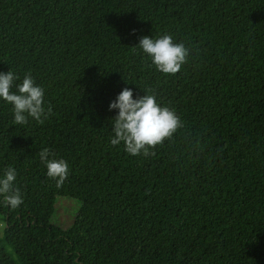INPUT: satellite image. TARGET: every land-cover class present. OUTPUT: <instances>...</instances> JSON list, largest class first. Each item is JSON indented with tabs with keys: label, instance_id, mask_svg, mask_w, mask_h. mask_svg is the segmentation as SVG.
Listing matches in <instances>:
<instances>
[{
	"label": "trees",
	"instance_id": "trees-1",
	"mask_svg": "<svg viewBox=\"0 0 264 264\" xmlns=\"http://www.w3.org/2000/svg\"><path fill=\"white\" fill-rule=\"evenodd\" d=\"M168 34L187 62L164 74L137 45ZM45 90L41 124L0 98V253L20 264H264V0H0V72ZM155 95L183 126L154 155L110 143L109 105ZM11 91L16 92L14 86ZM90 186L63 229L28 209L40 152Z\"/></svg>",
	"mask_w": 264,
	"mask_h": 264
},
{
	"label": "clouds",
	"instance_id": "clouds-1",
	"mask_svg": "<svg viewBox=\"0 0 264 264\" xmlns=\"http://www.w3.org/2000/svg\"><path fill=\"white\" fill-rule=\"evenodd\" d=\"M137 45L151 58V64L156 70L164 74H176L188 59L189 50L183 43H175L168 34L156 39L145 35ZM19 79L10 70L0 72V98L12 106L13 124L24 125L29 117L42 124V117L46 118L52 111L50 105L47 112L45 110L44 88L35 83L31 73L24 74L21 83H15ZM14 86L16 92L11 91ZM109 108L119 109L118 114L112 118L114 135L110 143L118 145L123 142L126 152L133 156L141 153L144 156L154 155L149 149L171 139L183 126L175 109L159 105L155 95L146 92L134 99L132 89L127 87L110 103ZM49 156L48 148L41 150L40 159L47 167V176L60 187L69 174V166L65 160L49 159ZM15 179L16 170L11 166L5 169L3 178H0V196L13 209L23 202L19 189L13 187Z\"/></svg>",
	"mask_w": 264,
	"mask_h": 264
},
{
	"label": "rangeland",
	"instance_id": "rangeland-1",
	"mask_svg": "<svg viewBox=\"0 0 264 264\" xmlns=\"http://www.w3.org/2000/svg\"><path fill=\"white\" fill-rule=\"evenodd\" d=\"M90 186L83 180L68 177L60 187L47 176V167L42 166L34 185L28 209L40 217L67 229L75 218V212L86 198ZM3 224L0 222V238ZM0 264H20L11 251L0 253Z\"/></svg>",
	"mask_w": 264,
	"mask_h": 264
}]
</instances>
